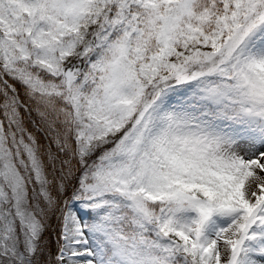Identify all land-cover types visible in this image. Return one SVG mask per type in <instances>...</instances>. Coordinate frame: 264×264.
<instances>
[{
    "label": "snow or ice",
    "instance_id": "snow-or-ice-1",
    "mask_svg": "<svg viewBox=\"0 0 264 264\" xmlns=\"http://www.w3.org/2000/svg\"><path fill=\"white\" fill-rule=\"evenodd\" d=\"M261 228L264 0H0V264H264Z\"/></svg>",
    "mask_w": 264,
    "mask_h": 264
},
{
    "label": "trees",
    "instance_id": "trees-1",
    "mask_svg": "<svg viewBox=\"0 0 264 264\" xmlns=\"http://www.w3.org/2000/svg\"><path fill=\"white\" fill-rule=\"evenodd\" d=\"M52 223L54 224L55 221L53 220ZM45 236H46V237L49 239V241L51 242L52 251L54 252V251H55V239H54V236L52 235V232H51V231L46 232V233H45Z\"/></svg>",
    "mask_w": 264,
    "mask_h": 264
},
{
    "label": "bare ground",
    "instance_id": "bare-ground-1",
    "mask_svg": "<svg viewBox=\"0 0 264 264\" xmlns=\"http://www.w3.org/2000/svg\"><path fill=\"white\" fill-rule=\"evenodd\" d=\"M254 231H259L260 229H253ZM260 242L261 243H264V235H261V237H260Z\"/></svg>",
    "mask_w": 264,
    "mask_h": 264
},
{
    "label": "rangeland",
    "instance_id": "rangeland-1",
    "mask_svg": "<svg viewBox=\"0 0 264 264\" xmlns=\"http://www.w3.org/2000/svg\"><path fill=\"white\" fill-rule=\"evenodd\" d=\"M259 231H260L261 233H264V228H261ZM253 243H255V242H253Z\"/></svg>",
    "mask_w": 264,
    "mask_h": 264
}]
</instances>
